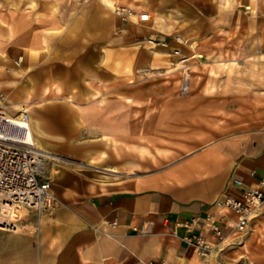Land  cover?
<instances>
[{
	"label": "crops",
	"instance_id": "0c3cea01",
	"mask_svg": "<svg viewBox=\"0 0 264 264\" xmlns=\"http://www.w3.org/2000/svg\"><path fill=\"white\" fill-rule=\"evenodd\" d=\"M223 2L225 6L215 33H227L229 51L236 55L245 51L243 56H231L225 63L264 64V0ZM27 4L25 0L18 10L0 7V18L4 21L0 22L2 52L25 53L27 47L39 51L49 44L60 52L51 58L37 54L35 61H27L41 66L52 63L48 70H37V77L64 76L60 75L67 72L63 64L80 62L98 67L100 78H108L106 65L102 69L107 61L102 46L117 20L110 18L106 7L100 2L78 4L71 0H36V7ZM222 78L236 77L228 74L217 80ZM236 89L235 86L227 90L212 88L195 97L198 101L199 97L205 100L207 94L214 95L208 97L211 102L197 103L196 115L207 120L210 117L213 123L225 121L223 126L230 129L213 131V138L203 139L200 146L172 161L130 172L105 186L71 173L67 180L62 179L66 174L58 175L55 185L52 183L56 200L51 207L42 212L27 209L18 230L0 228V264L259 263L251 256L258 253L257 247L251 251L243 247L258 233L257 224L264 226V205L247 230L238 236L233 227L237 215L215 203L225 195L240 196L246 189L262 187L263 91L258 92L260 101L254 103L248 99L236 104V100L220 97L221 94H255ZM104 99L107 97L85 105L92 109L99 101L101 128L123 126L118 115L111 119L114 123H108L107 115L102 114ZM246 108L260 114L243 115L240 111ZM210 110L233 112L244 119L211 116L207 113ZM198 121L197 127L208 125V121ZM215 225L224 227L222 241L213 231ZM194 234L207 236L213 245L210 254L198 253L189 241ZM238 242L240 246L235 245Z\"/></svg>",
	"mask_w": 264,
	"mask_h": 264
},
{
	"label": "rangeland",
	"instance_id": "374dc122",
	"mask_svg": "<svg viewBox=\"0 0 264 264\" xmlns=\"http://www.w3.org/2000/svg\"><path fill=\"white\" fill-rule=\"evenodd\" d=\"M2 1L0 0V7L4 5L17 10L25 3V0ZM71 2L78 4L100 2L107 8L110 18H114L117 22L115 28L113 27L114 30L111 29L109 32L107 43L102 46L107 57L106 63L102 65V69L105 65L107 68L106 80L100 78L98 67L94 68L80 62L63 64L67 72L60 75L64 76L46 78L37 77L36 71L48 70L52 63L43 66L35 62L26 63L31 65L26 75L36 79L38 93L40 94L42 88L48 84L51 90L48 97L57 98V107L64 113L63 120L59 123L58 117L52 115L51 108L45 113L31 112V115L36 117L43 115L48 121V130L54 135V146L66 157L56 165L62 169L61 174L71 173L89 182L105 186L130 172L165 164L197 148L204 142L203 139L213 138V131L230 129L223 126L225 121L219 124L213 123L210 117L207 120L206 117L202 119L196 115L197 103L211 102L209 99L214 95L207 94L205 100L199 97L198 101L195 97L201 92L212 91V88L221 87L222 90H227L235 86L236 90L246 89L255 92L246 96L221 94L220 97L236 100V104L247 102L248 99L249 103L258 102L260 101L258 92L263 91L261 97L262 104L264 103V64L247 66L238 62L225 63V60L231 56H243L245 51L241 50L238 55L229 51L227 33L224 31L215 33L217 22L221 18V9L225 6L223 0H184L186 2L184 4L183 0H114L115 8L108 6L105 0H71ZM27 7H36V0H28ZM119 8H128L131 11L120 12ZM161 10L168 14L162 17L159 14ZM143 11L150 12L149 20L140 19ZM0 22L4 21L0 18ZM138 24L151 27L152 30L139 33L136 31ZM14 32L15 30H12V34ZM187 38L191 43H195L194 47L184 40ZM176 48L180 49L183 55L190 57L191 86L187 92L182 89L184 64L171 63L173 58L171 55ZM31 50L38 51L36 47H28L24 50L25 53L8 51L5 53L15 60L26 52H32ZM39 52L37 54H47L48 58H51L52 54L59 53L60 50L47 44ZM14 60L4 61L0 55V64L5 67L20 66ZM228 74L230 76L234 74L236 78L217 80V77H228ZM14 77L15 81L12 80ZM23 81V77L14 76L10 69L7 71L0 67V104H2L1 99L19 100V86L24 83ZM57 84L61 85V90L57 89ZM87 87L104 88L107 99L102 101L104 107L102 114L107 115L108 123H114L111 119L115 120L118 115L123 119V126L101 128L99 101L92 109L83 103L73 106L87 108L90 117L88 121L85 120L80 124L72 119L70 115L72 106L67 105L63 99L73 89L82 93ZM39 94L34 99H37ZM3 107L9 111L19 112L15 104ZM240 112L243 115L250 112L252 116L260 114L247 108ZM207 113L211 116L218 115L220 118L235 116L233 112L228 114L223 110H210ZM242 117L235 116V119H244ZM197 119L200 122L208 121V125L197 127V124H200ZM104 133L110 134V137L102 139ZM140 146H147L155 152V159L142 156L139 153ZM103 150L109 154L108 161L95 166L86 164L91 157L100 158ZM55 163L54 159L48 157L45 167V174L53 185L59 175L55 176L52 172ZM115 165L121 171L105 169ZM241 232L243 231L237 232L238 236L242 235ZM257 232L252 240L246 241L243 248L251 251L252 248L257 247L258 253L251 254L253 261L264 264V230ZM239 243L235 245L240 246Z\"/></svg>",
	"mask_w": 264,
	"mask_h": 264
},
{
	"label": "built area",
	"instance_id": "2783aa9c",
	"mask_svg": "<svg viewBox=\"0 0 264 264\" xmlns=\"http://www.w3.org/2000/svg\"><path fill=\"white\" fill-rule=\"evenodd\" d=\"M121 10L131 11L128 8H119L120 12ZM150 17L148 11L140 14V19L143 21L149 20ZM189 60V56L182 54L181 61L185 68L182 86L184 92H187L191 86ZM20 120L29 123L31 112L23 109ZM18 122L16 116L9 114L0 104V227L5 225V229L9 230H15L21 220L16 221L10 218L8 213L12 206L42 212L51 207L56 200L52 191V181L45 174L48 157L42 153L31 136H16L7 132V128L17 125ZM236 181L242 183L241 180L236 179ZM261 185V188L244 190L240 196L225 195L216 200L218 207L237 215L233 223L236 230H247L251 220L264 205V176L261 179ZM3 219L6 221L4 222ZM212 228L214 233L223 240L225 237L223 225H215ZM189 241L196 246L201 255H208L213 250L212 243L204 234H194L189 237ZM151 264L154 263L151 262ZM162 264L168 263L162 262Z\"/></svg>",
	"mask_w": 264,
	"mask_h": 264
},
{
	"label": "bare ground",
	"instance_id": "6f19581e",
	"mask_svg": "<svg viewBox=\"0 0 264 264\" xmlns=\"http://www.w3.org/2000/svg\"><path fill=\"white\" fill-rule=\"evenodd\" d=\"M105 1H106V4L108 6L115 8L116 3L114 2V0H105ZM184 3H186V2H184V0H183V4ZM184 6H187V5H184ZM194 11H195V9H194ZM159 14L162 17H165L168 13L165 12L164 10H161V11H159ZM136 29H137L136 31L139 33L152 30L151 27H148L146 25H140V24H138L136 26ZM184 40L186 42L190 43L193 47L195 46V43H191L190 39L187 38ZM151 42H153V41H151ZM176 50H177V52H176ZM31 51L32 52H26V54H23L19 59H15V60L12 59L5 52H0V55L2 56V58L5 61L13 62V60H14L18 65H20V66H12V67L7 66V67H5L3 64H0V67L4 68L7 71H8V69H10L14 76H19V77L24 78V81H23L24 83H22V85L19 86V88H20L19 89V100H13L11 98L1 99V103L3 106H6L8 104H15L16 108L19 109V112H14V111H9L5 108V110H7V112H9V114L16 116V119L19 120L17 125L7 128V132H9L10 134L16 135V136H31L33 138V140L37 143L38 148L42 151V153L44 155H46L47 157L54 159L56 161L55 165L52 168V172L56 176L58 174L60 175L62 172V169H60L56 166L57 163L59 161H63L64 159H66V157L61 155V153H59L56 150L57 147L55 148L54 142H53L54 135L48 130V123H47L48 121L46 119H44L43 115H42V117H36L34 115H31V121L29 123H25L22 120H20V115H21V112L23 109H27L30 112L40 111L41 113H45L47 109L51 108L52 115L58 117L59 123L63 120L62 116H64V113H62V111L59 110L57 107V100L58 99L55 97H48L50 92H51L48 84L42 88V92L39 94L37 91L36 79L34 77H30V76L26 75V72L31 69V65H26L27 61L30 59L32 61H35L37 52H39V51L36 52V50H34V51L31 50ZM27 55H28V57H27ZM171 56L173 57V58H171L172 64H174V65H180L181 64L182 52L180 49L176 48L174 53H172ZM22 64H23V66H21ZM12 80L15 81V77ZM68 84H70V83H68ZM87 86H88V84H87ZM57 89L61 90L60 84H57ZM37 94H39L38 98L34 99ZM101 97L102 98L107 97L106 93L101 88L93 89V88L87 87L82 93H80L76 89H73L69 93L68 96L64 97L63 100L66 101L67 105L72 106V107H70V111H71L70 115H71L72 119L74 121H78L80 124H82L83 121H85V120L88 121L90 118L88 115V110L82 109V108H76L73 106H75L77 104H82V103L83 104L90 103L94 99L101 98ZM109 137H110V134L104 133L101 138L102 139H108ZM58 147H59V145H58ZM139 153L142 156H149V157H153L154 159L156 156L155 152H153L147 146H140L139 147ZM108 160H109V154L107 153L106 150H103L100 158L91 157L90 161L86 162V164L95 166V165H99L101 163H104ZM105 169L110 170V171H116V172L121 171L116 165L110 166V167H105ZM131 169H133V168H131ZM69 174L70 173H67L66 175L62 176V179L67 180V178H69L71 176ZM27 209L28 208H25V207L12 206V209L9 211L8 214H9L11 219H13V220L15 219L17 221V220H20L22 218V216H24L27 213ZM3 221L5 222L6 220L3 219ZM4 226L5 225L1 226L2 229H5ZM16 226L17 227L15 230H18L20 227L19 223ZM257 229H258V231L259 230L263 231L264 226L257 224ZM228 240L229 239L227 238L226 240L223 241V243L227 242Z\"/></svg>",
	"mask_w": 264,
	"mask_h": 264
}]
</instances>
